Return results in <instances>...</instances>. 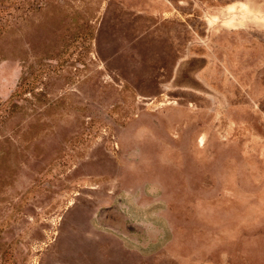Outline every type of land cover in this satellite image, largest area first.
<instances>
[{
    "label": "rangeland",
    "instance_id": "obj_1",
    "mask_svg": "<svg viewBox=\"0 0 264 264\" xmlns=\"http://www.w3.org/2000/svg\"><path fill=\"white\" fill-rule=\"evenodd\" d=\"M0 264H264V0H0Z\"/></svg>",
    "mask_w": 264,
    "mask_h": 264
}]
</instances>
